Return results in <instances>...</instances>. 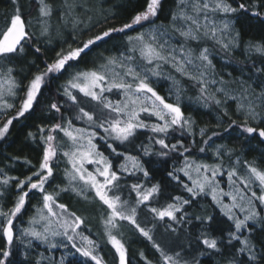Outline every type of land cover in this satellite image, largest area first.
<instances>
[{"label": "snow or ice", "instance_id": "obj_1", "mask_svg": "<svg viewBox=\"0 0 264 264\" xmlns=\"http://www.w3.org/2000/svg\"><path fill=\"white\" fill-rule=\"evenodd\" d=\"M11 2V13L0 22V116L5 117L0 120V140L7 138L15 121L37 111L47 116L27 136L36 145L37 163L24 157L28 171L21 175L0 168V201H6L0 203V264H12L9 258L18 243L24 245L27 260L33 242H38L35 247L45 246V251H68L58 260L41 252L29 264H108L104 245L109 246L112 264H131L126 227L158 254L151 259L140 250L137 264H201L196 257L187 258L191 239L187 248L180 244L165 250L153 234L154 221H164L165 231L176 233L174 225L193 220L204 226L194 241L198 256H219L222 264H264V168L245 160L241 171L239 157L233 159L235 150L215 145L213 138L221 134L198 128L181 104L187 80L197 88L198 103L205 108L214 104L220 110L218 125L228 119L225 132L235 129L244 139L264 143V79L260 78L264 77V41L242 44L232 27L233 17L241 12L264 22V0H176L167 27L157 23L163 0H129L133 7L121 23H115L116 13L111 19L105 16L104 22L111 26L87 39L79 37L93 28L81 13L92 9L78 0H61L62 27L55 31L61 36L71 24L72 39L60 42L51 56L46 53L53 44L51 20L57 11L53 2L34 0L38 16L28 19L20 0ZM204 40L220 45L229 55L239 50L244 58L241 75L231 81L217 79L210 49L192 46ZM254 57L260 58V66ZM161 79L171 82L167 95L155 87ZM229 101L234 103L231 112ZM177 131L181 137L199 135L203 145L199 151L211 150L216 162L192 159L191 148L175 138ZM145 135L147 143L141 139ZM173 154L183 158L182 164L167 176L186 196L166 194L160 182H152L153 162L146 167L142 160ZM61 161L63 179L56 183ZM225 175L227 191L221 187ZM64 195L82 202L80 212H88V206L98 210L102 230L97 238L88 227V216L61 202ZM201 196H210L230 222L226 235L213 234L215 216L190 211ZM33 198L38 202L30 205ZM160 198L165 203L160 204ZM28 206L33 214L26 226L18 228ZM141 206L147 209L143 222Z\"/></svg>", "mask_w": 264, "mask_h": 264}, {"label": "trees", "instance_id": "obj_2", "mask_svg": "<svg viewBox=\"0 0 264 264\" xmlns=\"http://www.w3.org/2000/svg\"><path fill=\"white\" fill-rule=\"evenodd\" d=\"M54 7L57 11L54 13L51 23L53 25V44L51 45L49 51L46 55H54L53 49H58L60 42L64 39H67L68 42H71V24L67 28H63V34L57 36L55 29L57 27H62L59 25V10L61 7V0H51ZM80 3H85L87 7H90L91 12L86 15L81 13V18L85 21V24L93 28V31L88 32L87 35L79 37L80 39H87L90 35H95L96 33L102 31L104 28L111 26V23H105L104 17L107 16L111 19L112 13H116L118 19L115 21L116 24L122 22L123 18L131 11L133 4L129 3V0H78ZM22 6V11L25 13L26 19L34 18L38 16L37 7L34 3V0H20ZM12 2L11 0H0V22L3 21L6 14H10L12 11ZM176 9V0H163V10L160 13L158 24H161L164 27L168 26V19L170 14ZM79 11V10H78ZM30 13V17L29 14ZM88 16H91V20H88ZM234 23L233 34L235 32L240 33V39L242 44H246L249 41H264V22L252 17L246 13H238L233 17ZM34 22V21H33ZM85 24H81L80 27L84 28ZM119 41L110 42L106 47L111 48L112 43H118ZM193 47L199 48L207 46L210 49V58L212 59L213 64L215 65L216 78L219 79L223 77L226 81H231L234 78H237L241 75L240 69L242 65L240 60H243L241 52L238 50L232 55H229L224 51L220 46L209 40H204L200 45L193 43ZM103 50V49H98ZM31 58V57H30ZM258 66H260V58L254 57ZM39 62V61H38ZM245 64H250V62H245ZM245 72H247V67ZM231 74V75H229ZM174 75H176L174 73ZM256 77H254L255 79ZM264 79V77H260ZM58 83H63L59 81ZM186 85V91L182 97L181 104L185 110L186 115H191L199 127H207L209 134L213 131L219 132L221 135L214 137L215 145H225L229 148L235 150L233 159L239 157L241 161V166L245 160L252 162L255 161L257 165L261 168H264V143H261L257 139H244L239 135L238 131L232 129L228 132H225L224 129L228 127L229 121L227 118L219 121L218 119L220 110L214 105H210L205 108L200 103L195 100L197 96V88L192 86L190 81H184ZM232 87H237V85H232ZM160 89L161 87L157 88ZM211 90V89H210ZM53 92H55V86H53ZM164 95V94H163ZM59 99V97H54ZM229 111L231 112L234 108V103L232 101L228 102ZM9 116H11L9 114ZM47 116V112L43 114L40 111H37L34 115L30 116L28 119H21L15 121L10 128V133L6 139H3L0 142V168H4L5 171H8L10 175H21L24 172H27L28 169L23 165V158L27 157L34 164L38 160V152L36 150V145L29 139H27L29 132H35L36 126L39 124L44 117ZM235 118V116H233ZM198 131V129H197ZM176 139H183V143L186 147L191 148L190 157L195 159L198 162H203L207 164L215 163V159L212 156V151L207 150L205 153H201L199 148L202 145L201 138L199 135L188 136L185 134L181 137L179 131L174 134ZM141 139L147 143L146 135L142 136ZM195 141V142H193ZM172 142H175L173 140ZM158 149V146H156ZM189 155V154H186ZM19 156L21 159L19 161H14L12 158ZM142 160L145 162V166H148V162L152 161V171L154 175L153 183L160 182L162 189L166 194L170 195H187L183 192V189L179 187L175 181H172L168 176L167 172L172 171L174 167L178 168L182 164V157H178L177 154H173L171 157H158L155 155L149 157H142ZM229 161L225 158V164H228ZM57 175L56 183L59 182ZM225 177L223 178V184L226 182ZM186 182V177H182ZM222 182V181H221ZM222 187H224L222 185ZM11 195V193L9 194ZM6 201H1L0 203H5ZM37 198H33L30 201V205L37 204ZM61 202L69 205L70 208L78 210V214H83L88 216V227L91 229V234L94 238L96 234L100 232L101 226L99 223V212L95 208H89L88 212H80L82 208L76 199L69 195H64L61 198ZM10 203V201H7ZM165 203V198H160V204ZM34 209L31 206L26 208V211L22 214L20 219L17 222V227L21 228L26 226L29 217L33 214ZM190 211L196 215H213L215 216V221L212 224L213 234L219 236L221 232H224L226 235V229L229 227L230 222L227 221L225 217L220 214V211L211 203L209 197H198L196 207L190 209ZM147 213V209L141 206L139 219L141 222L144 220V216ZM156 227L153 229L154 239L161 244L165 250L183 244L186 248L188 242L191 239L193 241V247L189 249L190 255L187 257L192 259L193 257L198 258L201 261V264H222L221 257L219 256H198L195 251V237L199 234V231L202 227L198 221L193 220L191 224L186 225H174L177 228L176 233L165 231L166 225L164 221H154ZM147 227L151 228L152 225L148 224ZM123 231L126 233V239L129 242L130 246V256L131 264H137L138 255L137 253L140 250H144L149 258L155 259L158 254L155 253L152 249L151 244L146 241L144 238L139 237L129 231V228H124ZM88 234V233H86ZM101 242L103 244L102 238ZM38 242H33L34 246L32 249L28 250V259L26 260L23 252L25 251L24 245L17 244L13 249V256L9 259L12 261V264H29V261H34L36 256L43 252L46 256H54L57 260L67 253V249L59 248L53 249L50 251H45V246L41 245L40 247H35V244ZM104 258L108 261V264H112V255L109 252V246H103ZM69 260L72 259L71 256L68 257ZM67 264V262H66Z\"/></svg>", "mask_w": 264, "mask_h": 264}, {"label": "rangeland", "instance_id": "obj_3", "mask_svg": "<svg viewBox=\"0 0 264 264\" xmlns=\"http://www.w3.org/2000/svg\"><path fill=\"white\" fill-rule=\"evenodd\" d=\"M168 23H169V19H168ZM218 26H219V20H218ZM210 42H213V41H211V40H209ZM218 45V44H217ZM218 46H220V45H218ZM155 87H161V94L163 95H167L168 94V91H169V88L171 87V82L170 81H166V80H163V79H161V80H159L158 82H156V84H155ZM159 91H160V89H159ZM14 115V112H9L8 113V115ZM3 119H5V117H3V116H0V120H3ZM2 140H0V142H1ZM240 167V166H239ZM63 168H64V163H63V161H61V163L59 164V166H58V169H57V175L59 176L58 177V179H59V182L58 183H61V181H62V179H63ZM240 170L241 171H243V166H241L240 167ZM187 179V178H186ZM221 179V187H222V185L224 186L223 188L227 191L228 190V181H227V177H225V183L223 184V178H220ZM209 198H210V196H209ZM211 199V198H210ZM226 200H227V198H225ZM1 202V201H0ZM79 205L81 206V207H83V204H82V202L81 203H79ZM89 208H93V207H91V206H88Z\"/></svg>", "mask_w": 264, "mask_h": 264}, {"label": "flooded vegetation", "instance_id": "obj_4", "mask_svg": "<svg viewBox=\"0 0 264 264\" xmlns=\"http://www.w3.org/2000/svg\"><path fill=\"white\" fill-rule=\"evenodd\" d=\"M259 166V165H258ZM260 167V166H259Z\"/></svg>", "mask_w": 264, "mask_h": 264}]
</instances>
